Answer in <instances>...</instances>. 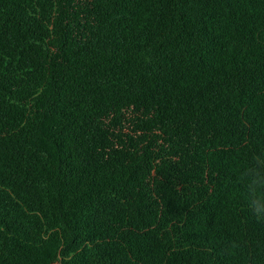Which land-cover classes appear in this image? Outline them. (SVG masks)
Wrapping results in <instances>:
<instances>
[{
	"label": "trees",
	"instance_id": "obj_1",
	"mask_svg": "<svg viewBox=\"0 0 264 264\" xmlns=\"http://www.w3.org/2000/svg\"><path fill=\"white\" fill-rule=\"evenodd\" d=\"M262 153L264 0H0V264H264Z\"/></svg>",
	"mask_w": 264,
	"mask_h": 264
},
{
	"label": "clouds",
	"instance_id": "obj_2",
	"mask_svg": "<svg viewBox=\"0 0 264 264\" xmlns=\"http://www.w3.org/2000/svg\"><path fill=\"white\" fill-rule=\"evenodd\" d=\"M238 179L244 182V199L249 219L264 223V153L254 157ZM235 247L237 245L233 244L230 252Z\"/></svg>",
	"mask_w": 264,
	"mask_h": 264
}]
</instances>
